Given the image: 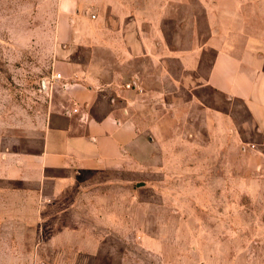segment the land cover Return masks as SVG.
<instances>
[{"label":"rangeland","instance_id":"rangeland-1","mask_svg":"<svg viewBox=\"0 0 264 264\" xmlns=\"http://www.w3.org/2000/svg\"><path fill=\"white\" fill-rule=\"evenodd\" d=\"M253 39L264 0H0V157L38 135L57 48L152 90L123 168L38 213L0 178V264H264V129L207 83L214 47Z\"/></svg>","mask_w":264,"mask_h":264},{"label":"crops","instance_id":"crops-1","mask_svg":"<svg viewBox=\"0 0 264 264\" xmlns=\"http://www.w3.org/2000/svg\"><path fill=\"white\" fill-rule=\"evenodd\" d=\"M257 42L253 39L237 50L214 47L207 83L241 100L255 125L264 129V48ZM74 51L57 48L62 58L55 59L51 73L41 79L49 96L38 135L28 140L27 149L0 157V178L13 182V193L20 198L32 192L37 213L64 197L68 183L126 166L142 133L136 111L146 101L142 96H152L151 88L148 93L143 87L140 71L125 76L109 64L83 62ZM156 66L149 74L154 80Z\"/></svg>","mask_w":264,"mask_h":264},{"label":"built area","instance_id":"built-area-1","mask_svg":"<svg viewBox=\"0 0 264 264\" xmlns=\"http://www.w3.org/2000/svg\"><path fill=\"white\" fill-rule=\"evenodd\" d=\"M56 76H57V77H59V76H60V74H59V73H57V74H56Z\"/></svg>","mask_w":264,"mask_h":264}]
</instances>
